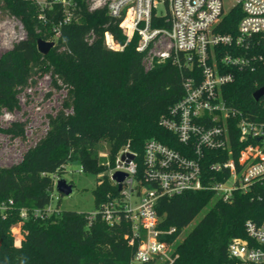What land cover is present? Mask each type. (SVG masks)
Instances as JSON below:
<instances>
[{
	"label": "trees",
	"instance_id": "1",
	"mask_svg": "<svg viewBox=\"0 0 264 264\" xmlns=\"http://www.w3.org/2000/svg\"><path fill=\"white\" fill-rule=\"evenodd\" d=\"M45 1L48 7L42 9L27 0H0V11L20 19L26 31L24 39L0 56V115L3 109L18 107L17 93L36 83L37 76L48 73L52 86L66 90L61 108L48 116L47 133L23 153L20 162L0 165V202L13 201L12 212L0 219V264H130L137 248L125 238L130 224L110 226L100 214L91 222L89 213L72 210L44 219L30 215L23 223L20 248L14 246L11 229L19 222L22 208L33 211L51 202L55 180L69 164L103 174L94 190L98 209L107 193L116 190L106 174L109 166L100 157L105 144L110 166L121 148L130 144L141 170L148 140L155 138L181 150L176 136L160 125V118L182 97L189 70L171 59L159 61L150 46L138 50L140 35L128 40L120 20L110 17L106 9L90 11L89 0H72L76 5L68 23L60 1ZM242 17L237 4L223 17L219 31L235 34ZM56 26H60L57 38ZM106 31L124 46L122 50L107 47ZM39 39L55 42L48 54L39 52ZM233 73L234 79L222 88L223 98L233 109L264 122V95L254 98L264 86V64ZM25 127V122H14L0 130L24 140ZM230 133L237 142L235 125ZM214 159L207 160V168ZM156 208L162 227L178 229L169 240L184 235L176 241L179 256L173 264H224L229 243L246 236V222L264 221V184L257 186L254 195L237 193L231 202L220 200L213 191H187L160 199Z\"/></svg>",
	"mask_w": 264,
	"mask_h": 264
},
{
	"label": "built area",
	"instance_id": "2",
	"mask_svg": "<svg viewBox=\"0 0 264 264\" xmlns=\"http://www.w3.org/2000/svg\"><path fill=\"white\" fill-rule=\"evenodd\" d=\"M27 1L42 9L48 7L45 0ZM57 1L62 3L64 22L68 23L76 4L72 0ZM89 3L90 11L106 9L110 17L120 20L128 40L138 33V50L150 46V53L159 61L171 59L189 70L182 97L160 118V125L176 136L181 150L152 138L145 143L141 170L137 152L130 144L122 147L113 165L105 163L116 190L108 192L107 199L88 217L91 222L100 214L110 226L130 224L125 238L129 244H137L130 264H173L179 256L176 241L182 233L169 240L178 229L162 227L156 208L160 199L209 190L220 200L231 202L237 193L254 195L257 186L264 184V122L233 109L222 96L223 86L234 79V69L254 70L264 64V0H236L243 17L235 34L219 31L223 17L235 6L227 9L225 0ZM163 6L165 13L160 11ZM12 17L0 20V45L11 43L21 22ZM54 31L59 37L60 26ZM105 43L114 50L124 47L115 42L110 31L105 32ZM12 118L4 114L6 122ZM233 125L237 132L235 143L230 133ZM208 153L213 155L208 157ZM212 158L215 159L207 168V160ZM118 172L125 174L121 181L113 178ZM12 209L11 199L1 201L0 219H6ZM61 212L50 202L33 211L22 208L20 216L25 220L30 215L44 219ZM245 228V237L229 243L228 261L224 264H264V221L249 220Z\"/></svg>",
	"mask_w": 264,
	"mask_h": 264
},
{
	"label": "rangeland",
	"instance_id": "3",
	"mask_svg": "<svg viewBox=\"0 0 264 264\" xmlns=\"http://www.w3.org/2000/svg\"><path fill=\"white\" fill-rule=\"evenodd\" d=\"M227 9L236 4V0H225ZM162 13L166 12L163 7ZM13 19L10 14L0 11V20ZM15 20V19H14ZM14 37L8 45H0V56L10 50L12 46L26 36V31L21 22L16 26ZM32 83L21 88L17 93L18 107L13 110L3 109L0 115V126L4 129L14 122H25V139L13 138L3 130H0V165L9 166L21 161L23 153L34 146L36 142L47 133L48 116L54 115L61 108V103L66 95L64 88L58 89L51 84L50 74H44L35 78ZM9 113L13 118L6 122L4 114ZM103 163L108 161V145H103L100 151ZM108 172V171H107ZM109 173V172H108ZM108 173H106L108 175ZM103 174L95 175L82 170L78 164H69L55 180V188L52 193L51 206L61 211L72 210L77 212L92 213L97 210L95 188ZM63 178L73 185L70 195L59 193L56 188L57 181ZM208 207L203 209L194 221L185 228V233L195 225L204 215ZM25 219L20 216L19 222L13 225L12 237L15 247H22L24 241L23 223ZM184 236V235H182Z\"/></svg>",
	"mask_w": 264,
	"mask_h": 264
},
{
	"label": "water",
	"instance_id": "4",
	"mask_svg": "<svg viewBox=\"0 0 264 264\" xmlns=\"http://www.w3.org/2000/svg\"><path fill=\"white\" fill-rule=\"evenodd\" d=\"M54 45H55V42L46 41L44 39H39L37 42V47H38L39 52L44 55L48 54L52 50ZM263 95H264V86L259 88L258 91L254 93V98L255 100H259ZM133 156L134 155H131V157ZM124 176H125L124 173L118 172L113 175V178L121 181L123 180ZM56 188L59 191V193L64 194V195H70L73 191V185L63 178H60L57 181Z\"/></svg>",
	"mask_w": 264,
	"mask_h": 264
}]
</instances>
